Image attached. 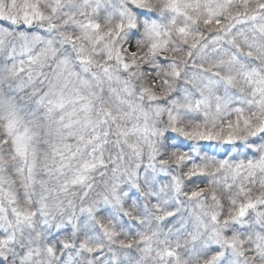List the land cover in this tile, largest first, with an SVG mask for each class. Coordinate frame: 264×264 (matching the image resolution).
<instances>
[{
  "label": "snow or ice",
  "instance_id": "obj_1",
  "mask_svg": "<svg viewBox=\"0 0 264 264\" xmlns=\"http://www.w3.org/2000/svg\"><path fill=\"white\" fill-rule=\"evenodd\" d=\"M0 264H264V0H0Z\"/></svg>",
  "mask_w": 264,
  "mask_h": 264
}]
</instances>
